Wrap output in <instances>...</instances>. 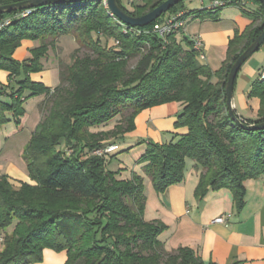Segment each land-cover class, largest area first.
I'll list each match as a JSON object with an SVG mask.
<instances>
[{
  "label": "trees",
  "instance_id": "trees-1",
  "mask_svg": "<svg viewBox=\"0 0 264 264\" xmlns=\"http://www.w3.org/2000/svg\"><path fill=\"white\" fill-rule=\"evenodd\" d=\"M21 1L25 0H0V6ZM164 1L140 0L132 11L117 3L127 14L139 17ZM249 1L258 5L263 18L259 25L235 34L214 73L198 61L186 37L183 45L177 34L166 43L156 35H122L120 24L101 0L0 14V21H10L0 29V70L9 73L8 84H0V95L9 99V103L0 100V127L10 121L6 114L18 123L27 99L53 93L45 120L41 117L22 154L34 185L15 187L0 176L4 239L0 264L41 263L45 249L65 251L64 264H203L189 248L165 249L159 236L168 227L144 220L143 178L133 173L130 179H119L92 152L116 144L134 130L141 111L179 103L182 108L174 127L186 128V133L175 143H148L138 161L143 173L154 191L162 194L183 182L189 158L200 170L195 197L227 189L239 212L245 203L244 182L264 175V130L250 132L235 126L224 96L231 65L264 28V7L257 0ZM26 10L27 16H18ZM183 10L180 2L166 14ZM220 10L203 8L185 16L217 19ZM63 35H71L78 48L71 64L59 70L58 86L50 90L29 76L40 70L41 58ZM23 40L38 41L39 46L18 62L13 54ZM113 40L118 46L111 44ZM80 48L90 54L79 57ZM133 57L137 60L129 67ZM21 74L24 79L12 87ZM249 96L259 98L260 108L258 120L246 123L264 122V81L255 82ZM123 110L129 112L112 130L94 131ZM66 149L71 153L67 155Z\"/></svg>",
  "mask_w": 264,
  "mask_h": 264
},
{
  "label": "crops",
  "instance_id": "crops-1",
  "mask_svg": "<svg viewBox=\"0 0 264 264\" xmlns=\"http://www.w3.org/2000/svg\"><path fill=\"white\" fill-rule=\"evenodd\" d=\"M118 1L127 11H132L133 6L140 4V0ZM204 5L206 0H189L188 10L184 11L200 10ZM262 18L258 5L248 1L244 8L227 6L221 9L217 19L189 17L180 34L185 36L187 32L186 38L189 40L193 36L200 38L203 59L198 58V61L214 73L222 66L228 43L235 34L242 33L251 25H259ZM178 36L177 34V40ZM27 45L29 44L22 42L20 51L26 54L29 49L24 51V48ZM28 56L27 53L23 59ZM263 68L264 43L241 66L233 85L232 109L245 122L258 120L260 100L249 94L253 84L260 81L259 74ZM4 73L6 72L0 73V84L6 86L8 78ZM212 81L215 82L216 78ZM36 98L39 99L36 107L29 113L24 104L27 100L35 98L27 99L23 103L24 115L18 123L12 120L10 114H6L10 121L1 126L6 130L8 128V135L4 133V141L0 145V176L6 177L15 187L20 186L18 182L27 181V169L22 154L41 120V97ZM0 100L9 103L4 94L0 95ZM181 108L179 103L171 102L146 109L141 115L145 121L155 125L156 132L174 131L176 116ZM179 130L181 135L186 133V128ZM116 144L120 150L119 141ZM199 176L200 170L193 163L188 169L185 168L183 182L168 187L162 194L155 193L150 184H147L144 218L148 209V222L160 221L168 227L167 231L159 236V240L168 251L178 248L191 249L203 264H264V175L244 182L245 203L239 212L235 211L233 196L227 189L210 192L202 199H197L194 192ZM163 211L165 217L156 219ZM220 216L224 217V223H213ZM0 237L1 251L4 244L2 233ZM65 261V251L56 253L45 249L42 262L37 264H64Z\"/></svg>",
  "mask_w": 264,
  "mask_h": 264
},
{
  "label": "rangeland",
  "instance_id": "rangeland-1",
  "mask_svg": "<svg viewBox=\"0 0 264 264\" xmlns=\"http://www.w3.org/2000/svg\"><path fill=\"white\" fill-rule=\"evenodd\" d=\"M188 1L189 0L183 1V7H184V9H187V10H188V8H187ZM198 1H200V0H198ZM211 1L212 0H206V5L202 6V9L208 7ZM192 11L194 12L196 10L194 9V10H191V12ZM193 19H197V18L193 17ZM180 33H178V35H179L178 41L179 42L182 41V43L184 45L183 38H185L188 33L185 32V34H184L185 36H182V34H180ZM22 42H24V44L30 45V46L29 45L25 46L24 51L26 49L31 50V49L39 46L38 41L23 40ZM22 42H21V44H22ZM21 44L15 50V52L13 54V58L18 62H22L24 60L23 56L24 55L26 56L27 53L29 54V50L26 51V54L23 53L22 51H20L21 50ZM101 44H103L102 41H101ZM77 48H78V46H77L76 42L74 41V38L71 35L61 36L56 41V44L52 48H49L46 55L43 58H41V60H40L41 68L39 71L30 74V76H29L30 80L34 81V82H41L46 88H48L50 90H53L54 88H56L59 84V76H58L59 70H63L66 66H69L71 64L72 53ZM86 54H90V52L85 48H80L77 55L79 57H82L83 55H86ZM136 60H137V58L133 57L128 63L129 67H133ZM1 72L3 73L6 71L0 70V73ZM4 76L5 77L7 76V78H8L9 73L8 72L4 73ZM19 77H18V79H16V81H14V83H12V87H17V81L19 79H24L25 76L23 74H21V76H19ZM7 84H8V81H7ZM64 85H66V84H64ZM52 94H49V97ZM40 97H41V101L39 103V106L41 107V117H42V120L43 119L45 120V115L47 114V112L49 110V100L50 99H49V97H44V96H40ZM32 98H35V99L27 100L24 104V107L27 109L28 113L32 108L36 107L37 101L39 100L36 97H32ZM143 111L138 113L136 118H135L134 130L124 133L123 137L119 140L120 150L115 152L113 155H110L109 157H107L106 168L108 169V171H113L114 173H116V175L119 179H123V180L130 179V177L133 173L140 176L141 178H143L144 196H146L145 193H147V191H146L147 190L146 189L147 184H150L152 189H153V186H152L150 179L147 176H145V174L143 173L142 164L138 162L140 157L144 154V152L148 146V143H157V144L175 143L178 141L181 134L179 133L180 132L179 128H174V129H176L174 131H164L161 133L156 132L155 125L153 123H149V122L145 121V118H143V116L141 115V113ZM128 112H129V110H123L121 116L117 117L110 124L104 126L101 129H96L94 131L112 130L114 128L115 124L120 122L122 117L127 115ZM24 126H25V124H24ZM5 130L6 129L0 127V145L4 141V140H2V138H3L2 136L4 135V133H6V134L8 133L7 132L8 128L6 131ZM25 130H26V128H25ZM65 151L71 153L72 150L66 149ZM103 161H104V165H105V160L103 159ZM193 163H195V162L189 158H186L184 171H185V168L188 169L190 167V164H193ZM26 176H27L26 182H22L20 180H14V179L13 180L14 181H20V182H18L20 185L24 184V183L34 185V182L30 178L28 172H27ZM153 191H154V189H153ZM144 212H145V210H144ZM159 215L160 216H156V219H159L161 217H165L164 211H163V213H160ZM148 219H149V211L147 209L146 217L144 218V220L146 222H148L149 221ZM11 231L12 230L10 228V229H7L5 232L10 233Z\"/></svg>",
  "mask_w": 264,
  "mask_h": 264
},
{
  "label": "water",
  "instance_id": "water-1",
  "mask_svg": "<svg viewBox=\"0 0 264 264\" xmlns=\"http://www.w3.org/2000/svg\"><path fill=\"white\" fill-rule=\"evenodd\" d=\"M86 0H25L18 3L0 6V14L4 12H11L15 10H25L28 8H38L46 5H62L79 3ZM185 0H165L159 6L139 17H133L127 14L117 3V0H107L106 5L108 11L121 24L127 27H146L155 22L161 16L166 14L172 7ZM264 7V0H257ZM264 43V28L261 33L252 41L249 46L236 58L230 67L227 75V80L224 88L225 105L231 121L238 128L245 131H261L264 130V122L260 123H246L241 120L232 109V93L235 78L241 66L255 53Z\"/></svg>",
  "mask_w": 264,
  "mask_h": 264
},
{
  "label": "built area",
  "instance_id": "built-area-1",
  "mask_svg": "<svg viewBox=\"0 0 264 264\" xmlns=\"http://www.w3.org/2000/svg\"><path fill=\"white\" fill-rule=\"evenodd\" d=\"M249 0H212L208 7H206L207 10L210 12H216L218 9H223L227 6H235L239 8H244L247 6ZM103 6L107 9L106 2L107 0H101ZM108 11V9H107ZM29 13L28 10L21 12L18 16L25 17ZM108 15L112 18L113 15L108 11ZM186 11H178L175 13H169L162 16L160 19H157L152 27L145 28V27H127L121 23L120 24V30L122 35L124 36H140V35H156L159 37L162 42L166 43L167 38L172 34H178L180 33L185 24L188 20V17L185 16ZM115 19V18H114ZM116 20V19H115ZM10 23L9 20H2L0 21V29L6 27ZM190 41L193 44V50L197 53V57L199 59H203V54L200 50L201 48V40L198 36H193ZM113 46H118V41L113 40L112 41ZM259 80L264 81V68L261 70L259 74ZM118 145L117 144H108L105 145L97 150H94L92 152V155L97 156L99 158H102L106 161L107 157L110 155H113L115 152L118 151ZM70 152H66L68 155ZM213 223L221 224L224 223V217L220 216L216 218ZM2 240V238L0 237Z\"/></svg>",
  "mask_w": 264,
  "mask_h": 264
}]
</instances>
